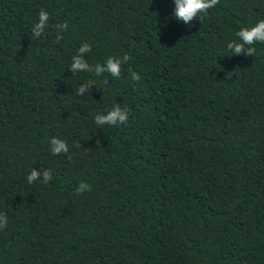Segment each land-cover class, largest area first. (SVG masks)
I'll return each mask as SVG.
<instances>
[{
  "label": "trees",
  "instance_id": "16d2710c",
  "mask_svg": "<svg viewBox=\"0 0 264 264\" xmlns=\"http://www.w3.org/2000/svg\"><path fill=\"white\" fill-rule=\"evenodd\" d=\"M174 9L0 0V264H264V43L227 49L264 0H219L190 24ZM83 43L90 65L127 55L120 77L73 74ZM117 104L126 124L95 123ZM33 169L52 180L28 183Z\"/></svg>",
  "mask_w": 264,
  "mask_h": 264
},
{
  "label": "clouds",
  "instance_id": "9594fccd",
  "mask_svg": "<svg viewBox=\"0 0 264 264\" xmlns=\"http://www.w3.org/2000/svg\"><path fill=\"white\" fill-rule=\"evenodd\" d=\"M219 3V0H174L175 9L173 16L182 21L184 24H190L194 18L203 19L201 14H207L208 10L212 9ZM49 21V13L45 10L39 12L38 22L34 24L32 28V34L35 37H40L45 31V28ZM57 29L62 32L67 29V23L56 25ZM239 38L227 43V49L232 52L233 55H239L245 52L248 55L255 54V48L246 47L254 45L257 42L264 43V20H260L254 26L250 28H243L236 33ZM60 39V36H57ZM91 52V45L88 43H83L75 56L72 58L71 71L73 74L81 71L94 73L97 76L102 75L107 72L112 77L119 78L121 75V64L126 63L129 59L127 55L123 57V60L119 58H108L106 62L102 64L90 65L85 59L84 55ZM133 80H139L140 76L136 72L131 73ZM107 84L108 81H103ZM94 84L93 81H89L81 85L77 90V95H82L87 92L90 87ZM95 123L98 125H117L126 124L129 119V114L125 109H122L119 104L114 106L107 114H97L95 117ZM51 152L53 155H59L61 153L68 152V145L66 141L60 140L58 138H52L51 141ZM43 176L42 182L47 184L52 180L50 171H44L43 173L33 169L31 173L27 176L28 183H34L40 176ZM91 187L89 184L81 182L77 188L78 193H83L84 191H90ZM7 224V217L0 214V228L5 227Z\"/></svg>",
  "mask_w": 264,
  "mask_h": 264
}]
</instances>
